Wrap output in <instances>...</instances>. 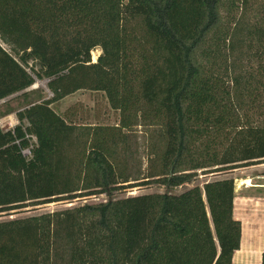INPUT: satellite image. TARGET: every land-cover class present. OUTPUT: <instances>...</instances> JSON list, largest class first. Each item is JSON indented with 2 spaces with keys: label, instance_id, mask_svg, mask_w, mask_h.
<instances>
[{
  "label": "trees",
  "instance_id": "obj_1",
  "mask_svg": "<svg viewBox=\"0 0 264 264\" xmlns=\"http://www.w3.org/2000/svg\"><path fill=\"white\" fill-rule=\"evenodd\" d=\"M35 77L52 96L0 127V216L107 199L0 221V264H234V179L172 191L264 164V0H0V101ZM81 90L118 123L52 108Z\"/></svg>",
  "mask_w": 264,
  "mask_h": 264
},
{
  "label": "rangeland",
  "instance_id": "obj_2",
  "mask_svg": "<svg viewBox=\"0 0 264 264\" xmlns=\"http://www.w3.org/2000/svg\"><path fill=\"white\" fill-rule=\"evenodd\" d=\"M6 49L7 46L3 45ZM101 49H96L92 53V60L97 61L101 54ZM35 85L29 90L30 93H22L0 101V127L3 129H13L17 124L16 111L22 107L36 102L41 97L50 98L47 79L36 78ZM52 108L60 115H64L68 121L76 124H117L119 113L112 110L106 95L103 92H93L81 90L63 101L55 104ZM3 122V123H2ZM13 123V124H12ZM139 130V147L143 162L145 163L143 151L146 145V135ZM145 167V164H144ZM233 178L236 184L235 217L242 224V244L241 249L234 256V264H261L264 253V164L241 168L229 172H220L209 176H201L199 180L191 185L181 187L172 191L179 194L195 185H203L207 181ZM241 179V180H240ZM242 182V183H241ZM166 189L158 185H149L128 189L123 193L116 194L117 198L143 195L150 193H164ZM105 196H94L87 200H74L52 203L36 207L37 209L24 212L12 213L11 215L0 216V221L22 218L33 214L53 212L69 207L79 206L83 203H99L105 201Z\"/></svg>",
  "mask_w": 264,
  "mask_h": 264
},
{
  "label": "built area",
  "instance_id": "obj_3",
  "mask_svg": "<svg viewBox=\"0 0 264 264\" xmlns=\"http://www.w3.org/2000/svg\"><path fill=\"white\" fill-rule=\"evenodd\" d=\"M22 154L26 158H30L31 157V151H30V149H24V150H22Z\"/></svg>",
  "mask_w": 264,
  "mask_h": 264
},
{
  "label": "bare ground",
  "instance_id": "obj_4",
  "mask_svg": "<svg viewBox=\"0 0 264 264\" xmlns=\"http://www.w3.org/2000/svg\"><path fill=\"white\" fill-rule=\"evenodd\" d=\"M3 123V122H2ZM13 124V123H12ZM241 180V179H240ZM242 183V182H241Z\"/></svg>",
  "mask_w": 264,
  "mask_h": 264
},
{
  "label": "crops",
  "instance_id": "obj_5",
  "mask_svg": "<svg viewBox=\"0 0 264 264\" xmlns=\"http://www.w3.org/2000/svg\"><path fill=\"white\" fill-rule=\"evenodd\" d=\"M241 244H242V242H241ZM262 259V258H261Z\"/></svg>",
  "mask_w": 264,
  "mask_h": 264
}]
</instances>
